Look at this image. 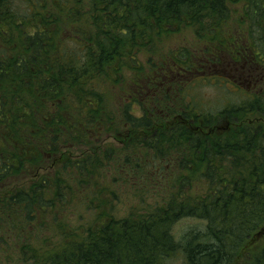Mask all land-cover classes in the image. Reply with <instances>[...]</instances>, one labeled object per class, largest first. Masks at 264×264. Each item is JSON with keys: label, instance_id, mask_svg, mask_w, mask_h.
Returning <instances> with one entry per match:
<instances>
[{"label": "trees", "instance_id": "obj_1", "mask_svg": "<svg viewBox=\"0 0 264 264\" xmlns=\"http://www.w3.org/2000/svg\"><path fill=\"white\" fill-rule=\"evenodd\" d=\"M229 1L0 0V264H264V90L205 73L226 51L264 62L232 44ZM244 1L264 47V0ZM198 79L241 99L208 111ZM109 161L155 164L162 201L108 212ZM80 194L94 218L62 219ZM183 217L204 225L180 240Z\"/></svg>", "mask_w": 264, "mask_h": 264}, {"label": "rangeland", "instance_id": "obj_2", "mask_svg": "<svg viewBox=\"0 0 264 264\" xmlns=\"http://www.w3.org/2000/svg\"><path fill=\"white\" fill-rule=\"evenodd\" d=\"M229 2L231 6V13L233 15L230 22L231 28L233 30L232 34L234 33L235 37L237 38H241V36L243 37L240 40L234 37L236 40H233L232 44L238 45L242 40L241 42L244 45H247V41L245 38H248V40L249 38L251 40H254L256 38V46L261 49L260 53L264 54V47H262L263 40L259 38V33L257 31H252L253 34L251 36L253 37L249 36L250 27L248 24V19H246L245 1L240 0L239 2H232L230 0ZM245 34L248 36H245ZM181 35L182 34L177 33L173 34V36H170V38L172 39L167 40L165 48L168 49L170 46H173V40L180 39L182 37ZM242 54L243 55H239V58H236V60L233 56L228 54L227 51L224 52L221 64H210L208 70L205 71V73L209 75L210 73H216L218 75L222 74L229 78L231 76L234 80L241 79L240 81H244L245 87L247 89L249 80V83L252 85L251 88L249 87V90L253 91L252 93L262 92L264 90V62L258 59L257 56L252 58L250 56L247 57L244 51H242ZM238 71L240 72V76L238 75ZM252 72L257 75V78L254 77L253 74H251L250 78V73ZM201 81L202 80L198 79V81L196 82L197 85L193 92L199 98V101L201 100L199 105L202 107L204 105V107L208 109V111H215L222 108L223 105H226V103H224V100L226 99H231L230 102L239 101L241 99V96L235 93H231V96L227 95L228 92L217 85H212L203 81L202 83H198ZM220 83L218 84L221 85ZM110 140L113 141L112 139ZM126 153L129 154V151L127 150ZM131 157L135 158V154H133ZM127 166L129 167L128 170L132 171L131 165ZM154 166L155 164H147L143 166V170H151L150 178L145 173H131L125 176H118V174H116V171L114 170V163H111V161H109L106 167V170L109 171L107 178L104 176L100 177V182H102L103 184L107 182L108 185L111 184V188H113L115 193H117V198H113L111 200L107 211H113V214L115 216H117L118 218H122L134 211L139 212L145 211L148 208H153L157 204V202H161L166 194V190L168 189V187L158 179V176L156 174L157 167ZM173 173L174 172H172L171 177H173ZM18 180L19 179L11 182L9 185H14L13 187H15V185L21 186L29 182L28 179H22L20 181ZM97 197L98 196L96 194L92 204V206L95 207V210H93L90 208V206H88V204H90L89 198H86L85 200L84 197L82 198L81 194L78 195V197L72 201V212L71 210H64L61 218H65L68 220L71 219L70 221H73L74 223L81 218L85 221L91 220L92 218H94L95 211L98 210L97 205L99 204V200L97 201ZM203 225L204 224L200 223L196 217H183L173 225V232L175 236L181 240L189 231L198 229V227H201ZM51 234V232L48 233V235L50 236ZM259 243L260 239L257 238L256 241L251 245V247L255 248ZM240 257L237 258L234 264H241L244 262L242 256Z\"/></svg>", "mask_w": 264, "mask_h": 264}, {"label": "water", "instance_id": "obj_3", "mask_svg": "<svg viewBox=\"0 0 264 264\" xmlns=\"http://www.w3.org/2000/svg\"><path fill=\"white\" fill-rule=\"evenodd\" d=\"M261 233H264V229H263V232H261Z\"/></svg>", "mask_w": 264, "mask_h": 264}]
</instances>
